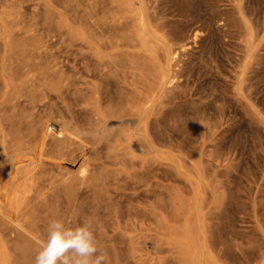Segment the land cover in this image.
I'll return each mask as SVG.
<instances>
[{"label": "rangeland", "instance_id": "1", "mask_svg": "<svg viewBox=\"0 0 264 264\" xmlns=\"http://www.w3.org/2000/svg\"><path fill=\"white\" fill-rule=\"evenodd\" d=\"M127 1L0 0V52L11 30L13 38L53 44L59 54L68 45L82 47L87 57L89 42H130ZM149 1V13L154 7L161 13L158 35L177 53L178 76L151 117L164 142L155 143L149 168L131 154L136 147L111 154L110 180L119 178L127 194L139 187L149 192L134 201L142 211L136 225L128 222L127 203L120 205L123 224L116 232L104 204L92 217L96 239L97 222L106 221L102 233L121 247L109 252L118 264H258L264 254V0ZM182 5L190 17L180 16ZM136 50L124 46L118 60ZM184 91V103L168 104ZM115 122L113 134L123 129ZM184 242L191 245L188 257L179 248Z\"/></svg>", "mask_w": 264, "mask_h": 264}, {"label": "bare ground", "instance_id": "2", "mask_svg": "<svg viewBox=\"0 0 264 264\" xmlns=\"http://www.w3.org/2000/svg\"><path fill=\"white\" fill-rule=\"evenodd\" d=\"M152 6L149 0H128L130 42H89L90 57L76 45L59 54L53 44L15 39L13 30L1 45L0 264H34L54 218L75 227L98 216L106 204L107 223L116 232L122 229L119 209L125 201L128 222L136 225L142 211L134 201L149 190L125 193L119 178L110 180L107 160L115 150L136 147L131 154L139 153L144 157L141 167L149 168L147 158L156 156L155 143L164 142L153 133L151 117L178 76L172 65L177 53L158 35L164 25L157 7L149 13ZM179 8L180 16H191L183 5ZM105 35L100 28L99 36ZM124 46L137 50L121 61ZM160 50L166 51L165 57ZM188 96L185 91L174 94L168 104H182ZM115 120L123 126L117 134L111 129ZM153 209L151 205L149 211ZM97 225L107 264H118L109 252L116 255L120 244L102 233L106 221ZM179 248L190 256L189 242Z\"/></svg>", "mask_w": 264, "mask_h": 264}, {"label": "clouds", "instance_id": "3", "mask_svg": "<svg viewBox=\"0 0 264 264\" xmlns=\"http://www.w3.org/2000/svg\"><path fill=\"white\" fill-rule=\"evenodd\" d=\"M93 223L87 217L71 227L63 219H51L34 264H107L108 254L96 239ZM258 264H264V254Z\"/></svg>", "mask_w": 264, "mask_h": 264}]
</instances>
